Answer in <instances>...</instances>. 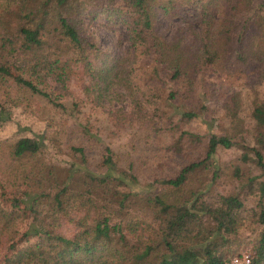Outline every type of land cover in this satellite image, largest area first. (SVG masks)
<instances>
[{"label": "trees", "instance_id": "16d2710c", "mask_svg": "<svg viewBox=\"0 0 264 264\" xmlns=\"http://www.w3.org/2000/svg\"><path fill=\"white\" fill-rule=\"evenodd\" d=\"M183 10L196 21L192 44L168 40L156 28L159 17ZM97 16L126 29L124 59L83 33V19ZM231 51L237 61L257 64L264 85V0H0V79L9 76L71 117L79 110L72 85L94 104L112 101L118 88L127 91L130 111L106 109L107 115L114 123L145 120L163 140L161 155L178 157L176 168L148 183L108 145L87 155L92 136L80 124L78 144L70 145L76 161L65 171L44 158L41 136L8 143L0 150V194L9 195L8 208L0 207V247L23 243L4 264H225L249 230L247 219L258 226L249 230L248 264H264V88L251 96V129L238 115V95L224 107L223 133L183 129L208 110L196 76L220 71ZM141 59L148 60L144 71ZM136 69L149 82L141 86ZM156 80L169 84L166 94L153 87ZM7 117L1 109L0 121ZM233 145L259 173L243 176L234 165L231 175L250 192L262 177L246 214L237 192H211L220 171L216 150ZM203 170L208 179L194 181ZM62 223L73 231L61 232Z\"/></svg>", "mask_w": 264, "mask_h": 264}, {"label": "rangeland", "instance_id": "374dc122", "mask_svg": "<svg viewBox=\"0 0 264 264\" xmlns=\"http://www.w3.org/2000/svg\"><path fill=\"white\" fill-rule=\"evenodd\" d=\"M259 2L260 0H254V4ZM241 20L243 17L237 19V24L240 25ZM82 22L83 33L90 37L100 49L106 50L112 56L120 59H124L129 54L128 33L121 23L108 21L102 16H97L94 19L84 18ZM156 28L168 40L181 37L184 43L192 44L194 41L191 30L196 29V21L192 13L183 10L175 17H159ZM147 63L148 60L141 59L138 62V68L144 71ZM256 66L254 61L245 63L237 61L231 51L220 71L198 74L195 85L208 110L203 111V114L198 118L184 125L183 129L203 137H206L210 132L223 133L227 124L224 107L231 104L233 95H238L239 98V117L244 121V126L251 129L252 124L249 120L251 96L255 92H262L264 88L257 77ZM136 74L141 77V86L149 82L146 76L139 73L138 69H136ZM160 78L162 79L161 75ZM152 84L160 94L167 93L166 89L169 88V84H163L159 80L152 81ZM71 90L74 93V101L79 105V110L73 117L65 112L55 111L43 99L33 97L28 92L19 89L9 76L0 79V110L2 109L5 114H8L7 119L0 121V150L6 152V145L20 137L41 136L45 142L44 158L56 166L55 169L65 171L71 162L76 161L70 145L77 146L78 144L77 138L80 137V134L78 131L75 132V129L79 128L78 124H80L87 128L89 135L92 136L88 143L89 146L86 147L87 155L98 154V149L108 145L118 154L121 159L120 164L124 165L129 158L133 166L139 168L138 177L140 180L143 179V182L149 183L154 177L169 173L168 170L172 167L176 168L174 166L178 162V157H173V160L169 161L161 155L163 140H158L157 131L149 123L145 120L114 123L107 115L106 109L110 111L122 110L125 113L130 111L131 96L127 95V91L118 88L120 94L111 98L112 101H101L94 104L83 97L75 85L71 86ZM137 96L138 92L134 98H138ZM63 121L67 122L63 123ZM198 152H203V145L198 149ZM241 152L238 145L217 148L215 160L220 171L212 184L211 192H237L243 198V214H246L256 200L255 183L262 180V177L255 178L253 187H251L253 192H250V189L244 184L241 185V180H237L231 175L232 167L239 165L243 176H258L259 171L252 161L242 163L239 160ZM208 177L209 172L203 170L195 173L193 180L198 181L208 179ZM155 190L157 191V188ZM8 206L9 195L0 194V207L8 208ZM246 228L254 232L258 230V226L256 223H251V219L246 220ZM60 230L69 234L73 231V227L68 223H62ZM249 230L243 232L241 243L227 261L234 256L247 255L249 257L250 242L254 236ZM22 243L20 240H16L13 246L0 247V264H4L11 253Z\"/></svg>", "mask_w": 264, "mask_h": 264}, {"label": "built area", "instance_id": "2783aa9c", "mask_svg": "<svg viewBox=\"0 0 264 264\" xmlns=\"http://www.w3.org/2000/svg\"><path fill=\"white\" fill-rule=\"evenodd\" d=\"M249 263V257L247 255L242 256H234L229 261H227L225 264H248Z\"/></svg>", "mask_w": 264, "mask_h": 264}]
</instances>
